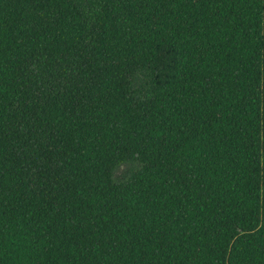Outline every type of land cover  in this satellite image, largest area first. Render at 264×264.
I'll return each instance as SVG.
<instances>
[{
    "label": "trees",
    "instance_id": "16d2710c",
    "mask_svg": "<svg viewBox=\"0 0 264 264\" xmlns=\"http://www.w3.org/2000/svg\"><path fill=\"white\" fill-rule=\"evenodd\" d=\"M0 264H264V0H0Z\"/></svg>",
    "mask_w": 264,
    "mask_h": 264
}]
</instances>
